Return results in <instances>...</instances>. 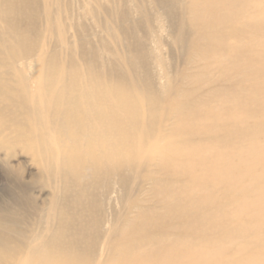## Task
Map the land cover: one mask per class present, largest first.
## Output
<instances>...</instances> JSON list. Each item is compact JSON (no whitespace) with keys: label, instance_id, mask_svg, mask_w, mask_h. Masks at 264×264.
<instances>
[{"label":"bare ground","instance_id":"1","mask_svg":"<svg viewBox=\"0 0 264 264\" xmlns=\"http://www.w3.org/2000/svg\"><path fill=\"white\" fill-rule=\"evenodd\" d=\"M182 4L185 92L144 68L131 99L52 45L63 0H0V264H264V0Z\"/></svg>","mask_w":264,"mask_h":264},{"label":"rangeland","instance_id":"2","mask_svg":"<svg viewBox=\"0 0 264 264\" xmlns=\"http://www.w3.org/2000/svg\"><path fill=\"white\" fill-rule=\"evenodd\" d=\"M187 1L163 0L165 8L160 9L157 6L160 0H63L66 35L62 39L55 37L56 40L53 38L51 42L53 46L56 44L59 48L64 43L79 45L87 52L96 50L100 57H97L92 65L99 74L98 78L102 82H104L103 79L122 82L126 85L131 99L134 98L131 77L134 79L140 76L144 68H148L153 76L159 74L168 76L171 86L175 88L182 86L181 91L185 92V84L180 83V74L184 73L188 67V53L179 51L177 47H182L174 45L172 40L173 37L180 40L186 37L188 41L194 30L187 26L186 33L180 36L176 34L177 31L174 28H169V24L175 21L178 25L179 18L184 20L185 13L182 12L184 4L182 3ZM53 10L56 11L55 4H53ZM166 14L171 16V21ZM151 28H154L153 32ZM73 60L80 62H75L76 64H81L79 55ZM103 62L108 64L103 66ZM190 70L193 73V68ZM229 85V83L225 84V87ZM160 86L163 87L161 84ZM203 99L202 91H196L193 96V105ZM159 111L160 109L155 110L154 115H158ZM165 116L162 114L158 119H152L153 125L160 126ZM149 121L150 119L147 118V127ZM158 174L164 176L160 172ZM140 189L145 190L142 188L140 179L131 181L130 197L141 194ZM35 194L40 195L38 190ZM114 197L113 204L116 202V206L112 204L111 213L119 218L125 215L127 208L116 200L120 197L119 193ZM132 211L133 209L128 213L131 214ZM101 239L102 235L98 234L97 242L92 249V255L99 262H103L107 257V251Z\"/></svg>","mask_w":264,"mask_h":264}]
</instances>
